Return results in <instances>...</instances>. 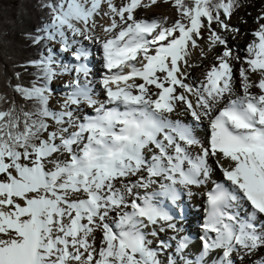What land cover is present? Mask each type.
I'll use <instances>...</instances> for the list:
<instances>
[{"label": "snow or ice", "instance_id": "1", "mask_svg": "<svg viewBox=\"0 0 264 264\" xmlns=\"http://www.w3.org/2000/svg\"><path fill=\"white\" fill-rule=\"evenodd\" d=\"M157 2L127 0L117 7L113 0H49L44 5L52 17L47 38L58 36L62 51L70 46L69 32L72 44L78 43L77 36L92 40L95 17L107 6L103 15L110 24L103 28L108 38L102 48L109 74L100 83L105 103L114 107H95L89 68L82 63L75 67L72 91L61 110L53 111L49 83L56 73L51 56L39 65L43 84L14 86L24 104L0 94V264H161L146 238L156 231L145 229L161 221L170 229L176 226L155 196L175 201L177 184H204L209 156L217 158L231 188L217 184L207 192L202 250L185 264H206L204 258L216 250H222L216 264H233L237 246L251 251L264 245V235L253 223L256 216L264 217V24L247 45V68H240L242 95L233 92L232 52L227 47L202 84L193 86L184 82L182 65L190 66V49L198 47L205 24L210 28L215 21L228 29L221 10L230 18L235 0H163L179 16L168 27L157 19H136L137 9ZM209 39L226 45L215 31ZM87 55L83 47L74 51L77 61ZM63 71L70 69L64 66ZM250 73H258V81H251ZM253 87L259 92H251ZM177 102L196 122L209 118V147L201 146L196 156L189 151L200 144L192 126L168 118ZM82 103L94 108L95 115L80 118ZM157 178L169 182L160 185L161 193L135 192L151 187ZM241 199L253 209L247 219L229 211ZM188 244L187 237H180L176 252ZM161 245L167 247L163 241Z\"/></svg>", "mask_w": 264, "mask_h": 264}, {"label": "bare ground", "instance_id": "2", "mask_svg": "<svg viewBox=\"0 0 264 264\" xmlns=\"http://www.w3.org/2000/svg\"><path fill=\"white\" fill-rule=\"evenodd\" d=\"M162 1L163 0H158V2L155 5H150L149 7H147L146 11H148V12L145 16L140 14V12L138 11V10H140V8L134 12V16L136 17V19L139 18V19H145V20H149V21L152 19H157L158 21H161L162 23H164L165 27L171 26L175 22L176 17L174 18L173 15H171L170 13L162 12L160 10V8H163V7H159L160 2H162ZM113 2L117 5V7H119L123 3H126L127 0H113ZM142 3H145V4L148 3V0H142ZM162 3H164V2H162ZM152 7L155 10L157 9V11H155V13H154V11H153V13L150 11V8H152ZM106 10H107V6L103 5L101 8V14L99 16L95 17L96 28L90 33L93 37V39L90 41H91V43L92 42L94 43V47H97V45H98L96 41L99 42V41H102V40H105L108 38L107 35L105 34V32L103 31V28L108 26V24H110V18L108 16L103 15V12ZM262 13L263 12H261L260 14H262ZM241 14H239V17H237L236 20L234 18V20H232L230 22V25H232L233 28H237L239 30V31H237L240 35V36L238 35L240 37L239 39L237 38L236 40L234 39L233 41H231L230 36H228V34H225V32H223L221 30H217L215 28L212 29L213 31H215L217 34H219L226 41L227 49L231 48L236 53V55H234V56L232 55V58L230 59V64H231L232 70L234 69L233 70V79H232L233 92H234V94H238V95L243 94L241 87H240V79H241L240 78V68L241 67L247 68V64L244 62V58L248 55L247 51H246L247 45L255 39V37L252 35V32H249L248 30L246 32V29H245L246 24L242 23L241 21H238L241 19V17H244L243 13H241ZM258 14H257L258 17L251 19V22L249 24V26L253 28L251 31L257 30L259 28V25L264 24V19H259V17H261V16ZM116 19L119 22V18L116 17ZM246 21L248 22L249 20H246ZM78 26H80V25H78ZM81 38H83V37H81ZM197 44H198L199 48L205 50L206 52H209L210 50L214 49L213 53L210 56L206 57L207 60L211 59L213 62L216 63V60H217L216 58H218L219 56H221L223 54V49L219 46H215L214 44H212L208 37L198 39ZM190 51H191L192 62H190V60H189L190 66L182 65V69L184 71H186L185 70L186 67H189L188 70H190L192 68L191 64L194 65V64H197L200 62V60H197L198 58H197L196 50L190 49ZM213 54H216V55L213 56ZM240 56H242V57L240 58ZM209 57H210V59H209ZM237 57L239 59H237ZM92 65L95 68V67L99 66V63L92 62ZM201 73H202V70L199 71V74H201ZM249 75H250L251 81H253V82L258 81V79H259L258 73H250ZM57 76H58V74L55 75V80H54L55 82H57L56 81ZM204 76H205V74H202L199 77L195 75L193 80L192 79L190 80V78H189V80L193 83H190V81H188V82H189V84H191L193 86H200L202 84V82L204 81ZM74 78L75 77H73L69 82V84H70L69 89H67L66 91L63 90V91L58 92V93L59 94L63 93L67 97L68 94L72 91L71 85H72V81ZM89 80L91 82L90 87L92 89L93 98L97 101V104L95 105V107H99L101 104H103L104 107L108 106V103H105L107 100V97H106V94H104V91L102 90L103 87L101 86L100 80L95 79L94 75H92ZM80 81H81V83H84L85 79L80 76ZM140 82L141 81H137V83H140ZM184 82L187 83V80L185 78H184ZM64 85H65V82H64ZM64 85H61L62 88L64 87ZM153 91H155V89H153ZM250 91L253 93H258L259 89L253 87L252 89H250ZM177 92L183 93V89L178 88ZM189 98L192 99L193 102H195V97L190 96ZM231 98H235V95H233ZM65 99L66 98L61 99L62 104L64 103ZM220 106H222V105H220ZM70 108L71 109H77V106L76 105H70ZM121 110H123V106H121ZM78 111H79L80 118H82L84 114L93 115V112H95L94 108L90 109V107H88L84 103H82L79 106ZM167 115H168V118L172 121H179L181 123L192 126L193 135L200 142V145H195V146H192L191 148H189V151L191 152V154L193 156L200 154L203 146H204V148L208 147L207 139L205 136L206 132H207L206 127L209 123L208 117H202L199 122H196L192 118V116L187 112L185 106L183 104H181L180 102H177L176 110L173 113L167 114ZM72 130H75V129H72ZM207 159L209 162L210 173H209V177L205 180V183L201 184L199 186L190 185L188 187H184V189L186 191L185 198H186V202H187L186 204L184 202L185 210H186L185 211L186 215L184 216V218H180L179 213H174V212L169 213L173 217V220L170 221V223L175 224L176 229L173 230V229L168 228L167 224L163 221H161L159 224H157L155 226H149V228L145 229V232H148V233H150L153 229L156 231L157 240L154 244L151 242L148 245L150 248L162 250V245L160 243L156 244L159 242L158 240H159L160 236L164 238L165 242L168 241L170 244L171 243L173 244V239H172L173 237H175L177 240L180 237H184V236L190 237V238L195 236V234L198 230V228H197V221H198V217H199L198 214L201 213V211L198 212V208H201L202 193L206 189H208V187L212 183H214L216 181L225 180L222 171L217 166V162H216L217 158L209 156ZM224 163H225V166H227V162H224ZM220 171H221V173H220ZM132 179L135 180L136 178L133 177ZM201 179H203V177H201ZM162 183L166 184V183H168V181L163 180L162 178H157V183L151 185V187H149L147 189L138 188V189H135V192H138L141 196H143L146 192L147 193L153 192ZM177 185H176V188H177ZM117 186H119V185H117ZM156 199H157V196H155V200ZM245 207H247L250 211L253 212V209L251 208L250 204L246 200H245ZM114 215H115L114 213L110 214L109 219L110 220L113 219ZM253 222L256 223L255 225H259L262 228V230L260 232H257V233L264 235V217L256 216L254 218ZM161 225H163V227H164V230H163L164 234L161 233V235H160V232H158V230H160ZM99 235H101V233L99 231H97L95 233V236H99ZM146 238L148 239V237H146ZM161 241H162V239H161ZM199 243L201 244V240L198 241V243H197V242H194V240L192 239L189 241L188 247L182 253H177L175 250V248H176V241H175V244H173L172 247L170 246V249L168 251L169 253L172 254L171 257L175 258V260L172 261L173 264H180L182 262L185 264V261H190V260L195 261L196 260L195 256L194 257H192V256H193L194 251H196L200 247ZM96 246L99 247V242L97 240H96ZM221 255H222V250H216V251L211 252L209 254V256H207L205 259L206 264H209V260L212 257H217V259H218ZM181 257H183V260H181ZM158 258H159L161 264L162 263H168L169 264L168 258L164 259L162 255L161 256L158 255ZM231 260L233 261V264H244V262H246L247 264H260V263L264 264V245H260L251 251H249L247 249H243L241 247H237V250L235 252H233L231 255Z\"/></svg>", "mask_w": 264, "mask_h": 264}, {"label": "trees", "instance_id": "3", "mask_svg": "<svg viewBox=\"0 0 264 264\" xmlns=\"http://www.w3.org/2000/svg\"><path fill=\"white\" fill-rule=\"evenodd\" d=\"M49 0H0V94L24 104L14 92L17 84L30 88L44 83L45 40L38 39L51 21ZM55 2V0H53ZM242 0H235L237 8ZM222 13V10H221ZM7 107V105H5Z\"/></svg>", "mask_w": 264, "mask_h": 264}, {"label": "rangeland", "instance_id": "4", "mask_svg": "<svg viewBox=\"0 0 264 264\" xmlns=\"http://www.w3.org/2000/svg\"><path fill=\"white\" fill-rule=\"evenodd\" d=\"M163 2V1H162ZM162 2H160V5H159V7H163V8H160V10L162 11V12H167V13H170L171 15H173V17L175 18L176 17V19L177 18H179V16H178V14H177V11H176V9H175V7H173L170 3H162ZM170 4V5H169ZM169 8V9H168ZM139 12H140V14H143V13H145V11H146V8H144V7H142V8H140V10H138ZM150 11L153 13V11H154V13H155V11H157V9L155 10L153 7L152 8H150ZM261 12H263L262 14H260ZM241 13H243V16L244 17H241V19L240 20H238V21H241L242 23H245L246 24V27H245V29H246V32H247V30L249 31V32H254V31H251L253 28L252 27H250L249 26V24H250V22H251V19L252 18H256V17H258L257 16V14L258 15H260V16H262V15H264V0H242V3H240L239 4V6L236 8L235 7V10H234V12H232L231 13V16H230V18H225L224 16H223V14L221 13V19L222 20H225V23H227L228 24V29L227 30H225V29H221L220 28V26L215 22V21H213V23L211 24V27L209 28V26L207 25V24H205V27L204 28H202V30H201V36H200V38L199 39H202V38H209L210 37V34H211V31H213L212 29L213 28H215V29H217V30H221V31H223V32H225V34H228V36H230V40L231 41H233L234 39L236 40L237 38L239 39L240 37V35H239V33L237 32V31H239L237 28H233L232 27V25H230V22L232 21V20H234V18H235V20H236V18L237 17H239V14H241ZM242 15V14H241ZM139 19V18H138ZM246 20H249L248 22L246 21ZM242 32V31H241ZM239 35V36H238ZM215 46H219V47H221L222 49H223V51L226 49V45H221V44H214ZM195 50H196V54H197V60H200V62L199 63H197V64H191V69L190 70H188V68L189 67H186L185 68V70H186V76H185V79L187 80V83L189 84V82L188 81H190L191 79L193 80L194 79V76L196 75V76H200V75H202V74H205L212 66H214V65H218L219 63V59L218 58H216L217 60H216V63L215 62H213L211 59H210V57H209V59L210 60H207L206 59V57L207 56H210L212 53H213V51H214V49H212V50H210L209 52H206L205 50H203V49H201V48H194ZM57 50V49H56ZM230 50H231V52H232V55L234 56V55H236V53L234 52V50L233 49H231L230 48ZM191 52V51H190ZM216 54H213V56H215ZM242 56H240V58H241ZM189 60H190V62H192V57H191V55H190V57H189ZM202 70V73L201 74H199V71H201ZM234 70V69H233ZM194 74V75H193ZM189 78H190V80H189ZM57 81V80H56ZM60 84H59V83ZM190 83H193V82H191L190 81ZM51 85H52V87H51V89L53 90L52 92L53 93H55L56 92V94L58 93V92H61V91H63V89H62V86L61 85H64V81L62 82V81H60V80H58L57 82H55L54 81V83H51ZM60 90V91H59ZM67 90V89H66ZM66 90H64V91H66ZM63 98H66V96L63 94V93H61V94H59V95H57V96H55V98H54V95L52 94V99H50V107H51V109L53 110V111H60L61 110V105H62V101H61V99H63ZM50 131L52 130V127H50V129H49ZM201 130V129H200ZM199 141V140H198ZM204 142V141H203ZM200 145V144H199ZM203 148H204V146H203ZM207 162H208V159H207ZM208 166H209V162H208ZM220 173H221V171H220ZM201 211V208H198V212H200ZM190 230V229H189ZM158 232H160V235H161V233H163L164 234V232L163 231H160V230H158ZM100 237H101V235H99V236H96V240L98 241V242H100ZM147 237H148V239L147 240H149V241H151L153 244L156 242V240H157V235H155V236H153V235H147ZM161 239H162V241H163V243H164V245H167V247H164L163 245H162V250L160 249V250H157V253H158V255H162L163 256V258L164 259H170L171 258V260L172 261H174L175 260V258L173 257H171L172 256V254L171 253H169L168 251H169V249H170V246L172 247V245L173 244H175V241H176V239H173V244L171 243H169L168 241H166L165 242V240H164V238L163 237H159V242L158 243H156V244H161ZM152 244V245H153ZM170 244V245H169ZM153 249V248H152ZM157 258H158V256H157ZM159 259V258H158ZM246 262H244V264H245ZM162 264H168V263H162ZM180 264H184L183 262L182 263H180ZM247 264V263H246Z\"/></svg>", "mask_w": 264, "mask_h": 264}]
</instances>
